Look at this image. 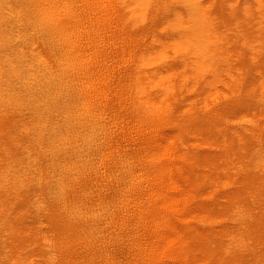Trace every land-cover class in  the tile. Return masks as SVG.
I'll return each instance as SVG.
<instances>
[{"label":"rangeland","instance_id":"obj_1","mask_svg":"<svg viewBox=\"0 0 264 264\" xmlns=\"http://www.w3.org/2000/svg\"><path fill=\"white\" fill-rule=\"evenodd\" d=\"M6 1L7 2H5V0H0V2H3V3H0V17L2 16L1 12L7 7L5 5H8V0ZM118 1L119 0H110L109 2L111 3V6L109 10H107L106 12L100 13V14L99 13L95 14L93 18L91 17V26H92L91 28L94 29V32L92 29L90 38H92L94 42H100L98 43L100 47H97L95 49L97 51V52L95 51V54L97 55L100 52L107 57L109 56L108 54H110V56L112 55L111 58L109 56L107 59L108 68L106 69V71H102L101 73V77H104V78L106 77V80H105L106 83L104 84L105 85L107 84V86L105 85L103 86L102 88L103 90L99 96H100V99L103 100V102L105 100L106 107L104 105H102V107L100 106L98 108L99 111H96V113L101 114L100 116L102 117V119L103 118L109 119L107 117L113 116L112 114H114V117L117 116L118 114H119L118 116L124 115L123 119L129 122L131 119H128L129 121L125 119L128 111L126 112L127 109L124 108V106L126 105L128 106L129 100L125 102L126 99L124 96L130 87L137 88L136 82L138 81L140 83L139 84L137 82L138 85L147 84L146 86L149 92H151L153 97L157 100V103H159V106L162 107L166 103L167 106L166 107L163 106L164 108L162 107L160 109L161 110L166 109L167 110L166 112L168 113L170 118H168L169 116H167L165 113L164 115L166 116L165 117L166 120L163 119L164 117L162 118L163 115L161 116L160 121H158V117H157L156 120L158 122H156V120L154 119L152 120L144 119L145 121L148 120L149 122L148 123L147 121L145 122L143 120V114H142V116H140L139 118L142 119L143 122L140 119L139 120L135 119L136 121L131 120L130 122L133 123L134 121L135 124L131 123V125L130 124L128 125H130L131 127L132 125H134V127L136 126L137 128L132 127V130H131V127L128 126L130 128V131H128L129 129L127 130V132L126 130L124 131L123 137L128 138L129 135H130L129 137H131L129 139L123 138V140H121L123 151L125 153L124 158H127L126 152L127 154L129 153L128 157L130 158L129 159L123 158L122 160L123 164L121 163V167H116L114 164L112 165V163H109V161L107 160L104 162L105 164L103 165L102 163L96 162L94 165L88 166L87 163H82V162H86L85 160L82 161L78 159V162H77L75 161L77 160L76 158L72 157L73 159H71V157H67L66 159L67 163L69 164L70 163L72 164L73 162H76V163H74L72 167L70 164L71 168H66L68 169L69 177L64 176L65 179L63 178V181H62L58 177V174L54 173L51 165L47 166L46 164H43L44 167L41 168L43 165H37L35 161L31 163V162L26 161L27 159H25L23 162L22 158H19L21 156L19 155L21 151L18 150L19 148L16 147L15 144H14L15 146H13V142L10 141L9 136L7 135L9 132H11L12 134L11 137L17 136L18 137L17 139H20L22 145L26 147L25 151L30 149L31 145L34 144L32 134L34 133L35 135L39 136V129H41V126H39V123H35L37 120L35 119L34 116L31 115V111L28 112V110H23V109H22L23 111L22 110H20V112L18 111L17 113L18 117L19 116L21 117L23 114V120L20 122L18 121L20 120V117L19 119H17L18 117L14 114V111L11 112L9 109L7 110L5 106L0 107V110H1L0 111V123H2V125L0 124L1 125L0 126V149H1L0 150V165H2L0 167V192H1L0 193V227L2 226L0 228V264H8L10 257L13 255V252L15 250H19L21 252L23 260L25 261L35 260V258L38 259V256L40 254V248H44L45 244L49 243L47 242V240H50L51 236L57 239H60L61 237H65L66 240H69V241L74 240L75 243L79 245L85 244V241L88 240L87 238H90V237L93 238L95 231L98 230L97 223L99 222V219L100 221H104L103 215L106 214L107 210L109 209L108 207H112V205L114 206L115 203L116 204L118 203V200L116 197L119 196V193L121 191L117 189L118 182L120 180L119 176H121V172L128 171V173L124 172V180H123V181L126 180L125 183L128 182L126 183L128 184L127 187H129V185L133 184L134 182H140L141 181L140 177H143L146 173L148 174L150 173L147 171L154 170V172H156L158 170L159 172V168H157V166H159L158 159L160 158V155L158 154L160 152L163 153L164 151L166 152V155L167 154L169 155L170 153L171 155V156L169 155L170 157H174V156L178 157V158L174 157L175 158L174 161L177 160L176 161L177 163L174 162V166H177L179 162L181 165L179 164L178 165L179 167L177 166L179 170L176 168L177 171H174L173 173H171L172 178L170 179V181H168V183L170 182L171 183L168 184L165 181L166 186L164 183L163 185L166 188L167 185L175 184V186L174 185L173 186L175 187L176 192L174 189V191L172 190L174 193L173 192L172 193L174 194L176 198L179 197L182 200V201L181 200L179 201L180 204H178V212H180L183 206H184L183 208H185L186 206L185 200H188L186 202L187 206L191 205L192 208L187 207L189 212H187L188 214L186 213L187 215L185 216L189 220L185 217L187 219L186 221L187 224L186 222L183 224V221H182L183 219H181L183 216L179 215L180 219L178 218V216H176V219H179L180 222H178L179 220H173V225L175 226V228L174 227L169 228V227H166V225H168L169 223L166 224V223H163L162 221L159 222L157 217H155L156 215L153 216V214L157 213V210L155 211V208H153L154 210H152V207L154 206H152L153 203H151V201L149 200V197L150 199L152 198L151 197L152 193L150 192H152V190L154 189L155 191L156 189L161 190L164 187L160 188L161 187L160 186L158 188L156 184L158 183L159 185H162V184L160 182L157 183L156 181H154L156 178L155 174L152 173L154 176L152 174L151 175L149 174L151 177L148 174H146L149 177L148 176H144V177L145 178L147 177L148 179L151 178L154 181V186L156 185L157 187L155 186L156 188L154 187L152 189L151 186L153 185V181L149 179V181H151L150 182L152 184L151 185L149 184V181L147 178H146L147 180L144 177H143L144 179L141 178L143 179V181H146V184H148V186L151 185L149 188L148 186L143 184L145 186V189L143 188L144 186L142 188L144 189L145 192L142 191L143 193L141 196L142 197L144 196V199H141L142 197L139 198L143 201V202L141 201L142 203L140 202L142 206L141 209L144 207L145 210L143 212L147 210L146 211L147 213L146 212L145 214L141 213L140 214L141 216L137 220L130 221V223H128L129 225L127 224L125 228L124 237L126 238L125 241L127 244V249H126V254L124 255V257L127 259L125 260L126 264H136V262L138 261L134 259L132 260L133 252L134 250L136 251L135 248H139L141 251L145 253V254L142 253L138 249L139 252L142 253V254L140 253V260H143L142 262L143 264H147V263L148 264H154V263L160 264V262H158L160 258L156 257L155 254L157 252L158 254H160L159 252L160 249L158 247L160 244L158 243H161V242L167 243L166 239H169L168 241L171 244H174L176 240H179L181 242V245L187 244V246L184 245L185 248H182V249H181L182 246L181 247L179 246L180 245L179 241H177L176 244H174V245L179 244L178 248L180 247V250L184 249L183 250L184 254L188 256L187 261H185L183 264H244L245 262H246L245 264H264V203H261V202H264V160H262L264 159V145H262V143H264V96H262L264 95V72H262L264 71V52H262L264 51V44H261V43H264V38H262L264 37V34H262V31H259V29L264 28V23H261V21H264V19L261 18V15H264L262 14V12H264V0H258V1L256 0L258 4L256 1L253 2L251 0H237L236 3H235L236 0H219V1L215 0L216 2L214 0H197V1L196 0H180V2L178 0H141V1L140 0H122L121 3L120 1L119 2ZM195 1L197 3L199 1L200 2L197 4ZM211 1L213 5H211L212 4ZM194 3L197 4V5L195 4L196 6H199V9L198 7L193 5ZM215 3L217 4L220 3V4L218 6ZM254 3H256V5ZM259 3H260V6H259ZM189 4H190V7H189ZM234 5H237L238 7ZM253 5L257 7L256 9L259 11V13L261 12V14H258V15L256 14L257 11H254L256 9L253 10ZM191 7L192 8L194 7V8L192 9ZM195 7L198 9V12L205 11L204 15H203V12L202 13L199 12L200 14L203 15V17L202 15L200 16V14L197 12ZM235 7L236 8L240 7V9L235 10ZM176 8H177V11H176ZM206 8H208L209 11ZM221 9L223 13L225 12L224 17H221L223 16ZM210 10H212V12H210ZM191 11L194 12L196 16L199 14L198 17L200 16L201 18H198V17L194 18L195 15H192ZM234 12L238 13V15L237 16L234 15ZM189 14L192 15L193 18ZM206 14L212 15V16H209L212 18L210 19L208 15L205 16ZM259 15L260 17H257ZM189 16L191 18H189ZM204 17H207V18H204ZM230 17H231V20L229 19ZM258 18H261L262 20L261 19L258 20ZM190 19H192V22L194 20V23L197 24L195 25L194 23H192V25L194 24L195 27L191 25ZM204 19L206 20V23ZM97 24H100L99 28H101V31L96 29V27H98ZM186 24H189L191 26L187 25L186 27ZM201 24L204 26H201ZM234 24L235 25L237 24V26H234ZM239 24L243 25V26H240L241 28L242 27L246 28V29L245 28L243 29L245 33L240 30L241 28L239 27ZM181 25H182V28H181ZM230 26H232L233 28ZM237 27H239L240 29ZM177 28H180V30L179 29L177 30ZM202 28H204V30ZM232 29H234V31L236 30L239 32V35L236 34L238 32H235L237 37H234L235 34L233 33L234 31L232 32ZM188 30H193L194 32L188 31ZM95 31H96V34H95ZM258 31L260 32L262 36L257 33ZM151 32H154V33H151ZM195 33L196 34L198 33L197 34L198 37ZM199 33L200 34L202 33L205 36L200 35L199 37ZM232 33H233V37L237 40V41L233 40L232 43L234 42L233 45L235 47H238L239 50H241L239 51L241 55L238 52V49L235 48L230 42L232 39H234L232 37ZM257 36H258V39L260 38L261 40H258ZM238 37H241L242 40L240 38L238 40L237 39ZM26 39L25 37H23V39H21L22 41H20L21 43L18 44V47L15 50V53H13L15 54L14 60L12 57H7L8 55L6 54L5 56H3L4 59L0 60V76L7 77L6 81L8 80V78H12L17 83L23 84L24 79H26L27 76H29V73L33 71L34 69V67H32L33 61L40 54L41 48L39 47V45L35 44V42L29 40V38L28 40ZM254 39L257 40V42H254L255 41ZM205 41L206 42L208 41V42L203 44V42ZM240 41H243V42H240ZM227 43L229 46L227 45ZM229 43L231 44V46ZM242 43L245 46L242 45ZM163 44H164V48H163ZM160 45H162V47ZM224 46L225 48L228 47V49H230L232 46L233 48L227 52L226 50L228 49L221 50L224 48ZM206 47L208 48L206 49ZM160 49L164 50L162 51L164 53L163 58L159 56L160 54L159 52H161ZM233 50H236L239 54L237 55V52H232L233 55H231V51ZM36 51L38 52L35 53ZM222 51L223 53H226V54L228 53L226 56H228L229 54L230 55L226 57L225 54H221ZM208 52H211V53L209 54ZM221 55H223L226 58H230V59L233 58L232 56H235V60L234 58L232 59V61H230V59L221 58L222 59L221 61L220 59ZM239 55L240 57L243 56V58L241 59ZM164 57L166 58V61ZM255 57L258 59H255ZM236 58L237 59L240 58L238 60H240L241 62L238 61ZM253 58L254 60L253 62H251L252 61L251 59ZM16 59H18L19 62H17ZM223 59H225V61ZM219 60L221 61L222 64H224L225 68L226 67L229 68L231 67L230 65H232L231 67L232 69L229 68L231 69V71L228 70L226 72L228 68L225 69L223 65H221ZM227 60H229L232 63L229 64L230 62ZM247 61H250V62H247ZM225 64H229V66H226ZM132 65L134 66V69L135 68L139 69L137 71H140L141 69L140 71L141 73L135 70L136 75L134 76H136V79H134L135 77L132 75V73L135 74V72L132 71L134 70ZM234 65L236 69L234 68ZM255 66H257V69ZM131 67L132 69H130ZM218 67H220V69ZM115 68H117L116 71H115ZM221 69L223 71H220ZM224 71H225V76L227 75L226 73H229L230 71L227 77L231 73L232 74L229 77L235 76L233 80L231 77L230 79L231 81H234V79L238 77L236 80L237 82L238 81L239 82L237 83L235 80L237 85L235 84V82H229L230 80H227L229 78L224 76ZM234 71L239 72V74ZM2 72H5L6 76L1 75ZM27 72L28 74H26ZM137 73L140 75H137ZM125 79L127 80L125 81ZM129 81H131V83ZM0 83H2V80L0 81ZM227 84L229 87L227 86ZM239 84H240V87H238ZM193 86H196V87H193ZM138 88H139L137 89L138 93H137V90L134 91L135 94H138L136 98L140 95L142 91V89L140 88H143V87L138 86ZM234 88H236L235 92H233L234 90L233 91L231 90ZM117 89L119 90V93ZM224 89H228L230 93H228V90L225 91ZM237 89H240V90H237ZM223 91H225L226 93ZM216 92L217 93L219 92V93L216 95L215 94ZM230 94L232 95V97ZM214 95H215V98L213 97ZM176 96L179 98H176ZM216 96L220 98V100L217 99ZM123 98H124V101H123ZM223 98H225V100ZM128 99L130 98L128 97ZM212 100H214V102H218L222 100L221 103L222 102L223 103L222 104L220 103L221 104L220 105L218 102V106H216L217 103L216 104L214 103L216 106L214 109ZM210 103H211V106L213 107L209 105ZM208 106L209 108H211L210 109L211 111L209 110ZM203 108H206V109L204 110ZM257 108H259L260 110ZM168 110L171 111V113ZM119 111L120 112L122 111L121 112L122 114ZM105 115H107V117ZM14 116H16V118ZM121 116L119 117L120 119L122 118ZM1 118H3V121ZM116 118L117 120H120L118 117ZM237 119L241 124H239V122H236ZM241 119H243L242 121L245 123V125L243 122L240 121ZM161 120L165 121L166 123H164ZM247 120L248 121L250 120L249 124ZM13 121H16V122H13ZM137 122L143 125L141 126ZM154 122L157 126H160L161 124H165V127L167 126L166 134L169 135V138L167 141L159 139V141L156 142L157 145L152 144L153 143L152 141H151V144H147V143H150L148 142L150 141L149 140L150 138L143 135L147 133L150 134V131L152 130L150 127L154 126ZM172 122H174V124ZM236 123L239 125H236ZM144 124L147 125L146 129L143 128L144 126L146 127V125ZM149 124L151 126H148ZM241 125H242V128H241ZM251 125H253L254 127ZM138 127L140 129V132L138 131L139 130ZM155 127L153 128L156 129ZM7 128L9 129V131ZM135 129L136 130L138 129L137 130L138 133L137 132L134 133L136 131ZM143 129L145 131H143ZM3 132H4V135H3ZM125 132L127 133V135ZM130 133H132V136ZM140 133L143 135L144 138L141 136ZM138 134L140 135V139L143 140V141L139 140V142H142L140 144L141 146H144L146 150L144 149V147L143 148L141 147L140 149L141 150L143 149L142 150L143 152L149 151L146 153H150L151 157L153 156V154L154 156L155 154L159 156L158 159H157L158 156L152 157V159L154 158L155 160H157L156 161L157 163L155 162V160H152L154 162L153 166H151V164L153 163L149 161L151 159H148L149 158L148 154L144 153L145 155H143V152L139 149L140 151L138 150V154L139 152H141L142 154L141 155L139 154V157H138V154L137 155L135 154L136 151L133 150L134 149L133 145L135 144L134 143L132 144V141L131 143H129V140L130 139L132 140L133 135H138ZM151 138L153 140H156L157 136L155 137L151 136ZM170 140L171 142L168 143V141ZM39 141H41V139ZM164 142H167L168 144ZM170 143H172L173 146H171ZM158 144L160 147H158ZM163 144H167L169 147L171 146L175 151V152L173 151L175 155L172 156V154H174L173 152H169L168 150L166 151L167 148L165 149L166 146L163 147L164 146ZM201 144L204 145V148H201L203 147ZM151 145H153L155 149ZM130 146L132 148H130ZM199 146L201 147L199 148ZM3 148H5L7 151L12 152V154L17 155L15 156L17 157L16 158L17 162L22 163L23 166L24 165L27 166V167L24 166L25 168L24 172L26 170L25 173L23 172V170H22L23 173L21 174L15 171L16 179L11 178L12 176L8 177L9 171H6L4 166L6 165V160L10 161V158L3 154L2 152ZM108 148L106 147V150L104 151L102 150V153L105 155L114 156L116 152L118 151V148H116L115 146H110ZM156 149L159 150L160 152L158 151L159 153L158 152L156 153L157 151ZM130 150H131V153L133 152L132 154H135L133 155L134 156L133 160H132V155L130 154ZM171 150L172 149H170V151ZM152 151L153 152L155 151V152L153 153ZM151 153L153 154L151 155ZM10 157H13V156H10ZM161 158H163L162 155H161ZM164 158H166V156ZM79 160L82 162H80ZM127 161L131 167L133 165L132 169L129 165L128 166L125 165ZM136 162H138L139 164ZM140 162L144 165L145 169L148 168L147 171L143 168H140L141 167ZM148 162H150L149 163L150 165L148 164ZM29 163L31 164L29 165ZM61 163H59V165L62 167ZM67 163L65 162V164ZM146 163H147V166H146ZM135 164L139 165L140 167L138 166L137 168V165L135 166ZM97 165L99 166V168L97 167ZM134 166L136 169L134 168ZM150 166L152 168H150ZM125 168L127 170H124ZM139 168H140V171L138 170ZM129 169H131V171ZM34 170L36 173L34 172ZM143 170H145V172ZM142 171L144 173L142 174L139 173ZM178 171L181 173L179 174ZM135 172H138V173H135ZM158 172H156V175H159ZM68 173L66 172V175ZM130 174H132L133 176ZM135 174L137 175L140 174L139 178L131 179L130 176L134 177ZM18 175L20 178L18 177L19 179L17 180ZM161 175L163 176L161 180L166 177L164 176L163 173ZM153 177L155 178L153 179ZM1 178L3 179V181H1ZM55 178L57 182L59 180L61 184H64L63 189L62 187L61 189L59 188L61 184H58L57 187H55L57 184V182L55 183L56 181L54 180ZM67 179H69L70 182H68L69 180ZM159 180L160 179L158 178V181ZM5 181L7 182L9 181L8 184H6L7 182ZM26 182H27V186L25 184ZM36 182L38 183L36 184ZM73 182L75 183L73 184ZM212 183H213V186H211ZM219 184L221 187L217 186ZM65 186H68V187L65 188ZM127 187H126V191L128 190ZM216 187L219 189L216 190ZM55 188H57V190ZM184 188L187 191H184L183 190ZM53 189L54 191L56 190L55 194L58 192L56 195L53 193ZM244 189L246 192L244 191ZM61 190L63 191L60 192ZM160 190H157V191L160 192ZM181 190L187 193V196H184V198L182 196L184 192L181 193ZM168 191L171 192V189L167 190V192ZM214 191H215V196L213 195ZM3 192H5L4 195H3ZM157 193H153L152 195L156 197V195H158ZM128 196H127V200L129 198ZM158 197L160 196L158 195L155 198L157 202H158V199H157ZM189 197L191 198L190 200H189ZM118 199H120V197H118ZM153 199L151 200L153 201ZM190 201L195 202V203L190 204L189 203ZM126 203L129 204L128 201H126ZM34 204H36L35 207H34ZM128 204H126V206ZM145 205L148 209L145 207ZM240 205H242L243 207ZM35 211L37 212V214ZM148 211L150 212L148 213ZM239 211H241V214ZM236 212L238 213L236 214ZM149 214L151 218L148 217ZM233 215L236 216V218L238 217L239 219L235 220L236 218H233ZM238 215L244 216V218ZM143 216L145 217L142 218ZM227 216L229 217L228 219H227ZM154 217H155V220L157 219L156 221H158V224H155L156 221L151 222L152 220H154ZM202 218H205L206 220H203ZM230 219L233 221L231 222ZM243 219H246V220H243ZM139 220L141 222H139ZM241 220L242 222L240 223L239 221ZM205 221L209 226L205 223ZM211 221L212 223L210 224ZM244 221L246 224L244 223ZM215 222L218 225V228ZM151 223L155 225H151ZM185 224L189 225V227L185 226ZM152 226H155V227H152ZM140 227H142L144 230H145V227H147L146 229L148 230H145V231H148V233L144 232L143 229ZM17 228L21 230V232ZM150 228L153 229L152 234L155 233L153 236L150 232L151 231ZM23 231H25L26 234H23ZM164 231H165V234H164ZM30 232H32L33 234ZM149 232L152 236V237L149 236L150 240H153V242L148 240ZM166 232H168L167 237H165L167 234ZM138 233L140 234V236L142 234L144 236H141L142 238L140 239L139 238L140 236ZM161 233H163V235ZM237 233L239 234V236ZM197 234H199L200 236ZM217 235H219L220 237ZM240 235L243 237H241ZM234 236L240 237L237 239L242 240V242L240 243V241L238 240L236 241L235 240L236 238ZM232 237L235 238L234 239L236 241L235 243H234V240L232 241L233 239ZM143 238H146V240ZM163 238H165V242L162 241ZM176 238H179V239H176ZM129 240H131V242ZM13 241L15 242V244H13L14 243ZM148 241L150 243H148ZM172 241L174 242L172 243ZM230 241H232V243ZM132 242L134 244H132ZM228 243L230 244L228 245ZM152 245H154L155 247ZM230 245L232 246L234 245V246L230 247ZM156 246H157V249L159 250L156 249ZM238 248L239 249L241 248L243 253L241 249L237 250ZM155 249L157 250L156 252H155ZM144 250L147 252L150 251V253L149 252L146 253ZM131 251L133 252L131 253ZM7 252H9V254ZM150 254H153L154 257L158 259V261L155 260L153 255H150ZM140 260H139V263L142 264ZM139 263L137 262V264ZM177 264H180V263H177Z\"/></svg>","mask_w":264,"mask_h":264},{"label":"bare ground","instance_id":"obj_2","mask_svg":"<svg viewBox=\"0 0 264 264\" xmlns=\"http://www.w3.org/2000/svg\"><path fill=\"white\" fill-rule=\"evenodd\" d=\"M110 0H8V5H5L7 6L2 12V16L0 17V60L1 59H4L3 56L8 55L7 57H12L13 60H14V57H15V50L17 49L18 47V44L21 43L20 41H22L21 39H23V37H25V39L28 37L29 40L35 42V44L39 45V47L41 48V51H40V54L37 56V58L33 61V66L34 69L33 71H31L29 73V76H27L26 79H24V82L23 84L21 83H17L16 81H14L12 78H8V80L6 81V78L7 77H2L0 76V81L2 80V83H0V107H3L5 106L7 108V110L9 109L11 112L14 111V114L18 117V111L20 112V110H28L31 111V115L35 117V119L37 120L35 123H39V126H41V129H39V136L35 135L34 133L32 134V137H33V141H34V144L31 145V148L28 149L27 151L26 150V147L24 145H22L20 139H17L18 137L17 136H12L11 132H7L8 136H9V139L11 142H13V146L16 145V147H18L19 151H21L19 153V155H21L19 158H22L23 162L25 159H27L26 161L28 162H36L37 165H43V164H46L47 166H52V169L54 171V173L58 174V177L63 181V178L64 176H67L69 177V173H68V169L66 168H71L72 165L76 162H73L71 164V167H70V164L67 163L66 159L67 157H71V159H73L72 157L76 158L78 162V159L80 160H85L86 162H82V163H87L88 166H91V165H94L96 162L97 163H102L105 164L104 162L107 160L109 161V163H112V165L114 164L116 167H121V163H122V160L124 158V151H123V147H122V144H121V140H123V138H127V137H123V134H124V131L127 130L130 131V128L128 126L131 125L132 122H130L131 120H139L140 116H142L143 114V120L144 119H154L156 120L157 117H158V121H160V118L162 116V118L164 120H166V116L164 115L166 113L167 116L168 113L166 112L167 110L166 109H160L162 108L163 106H167L166 103L161 107L159 106V103H157V100L153 97V95L151 94V92H149L148 88H147V84H143V85H138L137 84V79L136 81V85H137V88L136 87H130L128 89V91L126 92L125 94V102L127 100H129V104L128 106H124L127 112V116L125 119H131L129 122H127L126 120L123 119V116H121L122 120L119 118L120 116H115L114 117V114H112L113 116H109L107 117V115H105L107 118L109 119H102V117L100 116L101 114H97L96 111H99L98 108L102 105L105 106V100L103 102V100L100 99V93L102 92V88L103 86L105 85L104 83L105 80H106V77H101V73L102 71H106V69L108 68V64H107V59L108 57L110 56V54H108L109 56H105L104 54L100 53L99 54H95V49L97 47H100V45L98 43L100 42H94L92 38H90V34H91V30L93 28H91V17L93 18L95 16V14H100V13H103V12H106L107 10H109L110 6H111V3L109 2ZM120 3L122 0H119ZM118 1V2H119ZM141 1V0H140ZM180 2V0H178ZM197 1V0H196ZM195 1V2H196ZM215 1V0H214ZM219 1V0H218ZM217 1V2H218ZM251 1H256V0H251ZM258 1V0H257ZM256 1V2H257ZM5 2H7L5 0ZM200 2V1H199ZM198 2V3H199ZM216 2V1H215ZM237 2V0L235 1V3ZM252 2V3H253ZM0 3H3V2H0ZM149 3V2H148ZM197 3V2H196ZM194 3L193 5L196 6L197 4ZM212 3V1H211ZM6 4V3H5ZM152 4V3H151ZM196 4V5H195ZM217 4V3H215ZM220 4V3H219ZM219 4H217L219 6ZM256 5V3H254ZM258 4V2H257ZM213 5V3L211 4ZM255 5H253V10L256 9L257 7H255ZM151 6V5H150ZM192 6V5H191ZM234 6H237V5H234ZM258 6V5H257ZM259 6H260V3H259ZM4 7V6H3ZM189 7H190V4H189ZM198 7L199 9V6H196ZM195 7V8H196ZM212 7V6H210ZM238 7V6H237ZM255 7V8H254ZM192 8V7H191ZM194 8V7H193ZM192 8V9H193ZM215 8V6H214ZM221 8V7H220ZM169 9V8H168ZM172 9V8H171ZM198 9L196 8L197 12H198ZM208 10V8H206ZM212 9V8H210ZM236 9H240L239 8H236L235 7V10ZM148 10V9H147ZM173 10V9H172ZM214 10V9H213ZM225 10V9H224ZM260 10V9H259ZM176 11H177V8H176ZM190 11V10H189ZM194 11V10H193ZM209 11V10H208ZM222 11V9H221ZM254 11H257L256 14H261V12L259 13V11L256 9ZM261 11V10H260ZM188 12V11H187ZM199 12H203V15L205 14L204 12L205 11H199ZM198 12V13H199ZM210 12H212V10H210ZM238 12V11H236ZM109 13V12H108ZM190 13V12H189ZM196 13V12H195ZM197 13V14H198ZM223 13V11H222ZM221 13V15H222ZM225 13V12H224ZM224 13H223V16L221 17H224ZM106 14V13H105ZM141 14V13H140ZM157 14V13H155ZM191 14L192 15H195V17H198V14L196 16V14H194V12L191 11ZM262 14H264V12H262ZM190 15V14H189ZM192 15H190L192 17ZM202 14H200L201 16ZM202 15V17H203ZM212 16V15H209V14H206L205 16ZM232 15V14H231ZM234 15H238V13H235L234 12ZM233 15V17H234ZM143 16V15H142ZM175 16V15H174ZM189 16V18H191ZM198 17V18H201V17ZM229 16V15H228ZM176 17V16H175ZM257 17H260L257 16ZM188 18V20H189ZM193 18V17H192ZM204 18H207V17H204ZM210 19L212 17H209ZM208 18V19H209ZM261 18L264 19V15H261ZM261 18H258L261 19ZM106 19V17H105ZM161 19V18H160ZM226 19V18H225ZM231 20V17L229 18ZM261 19V20H262ZM134 20V19H133ZM154 20V19H153ZM172 20V19H171ZM175 20V19H174ZM197 20V19H196ZM195 20V21H196ZM205 20V19H204ZM222 20V18H221ZM234 20V19H232ZM101 21V20H100ZM103 21V20H102ZM164 21V20H163ZM173 21V20H172ZM191 21V25L192 23H194V20L192 22V19H190ZM200 21V20H199ZM7 22V23H5ZM126 22V21H125ZM176 22V21H175ZM174 22V23H175ZM189 22V21H187ZM208 22V21H207ZM210 22V21H209ZM236 22V21H234ZM243 22V21H242ZM100 23V22H99ZM102 23V22H101ZM147 23V22H146ZM200 23V22H199ZM204 23V22H203ZM202 23V24H203ZM205 23H206V20H205ZM221 23V22H220ZM261 23H264V21H261ZM124 24V23H123ZM141 24V23H139ZM162 24V23H161ZM179 24V23H178ZM177 24V25H178ZM195 24V23H194ZM194 24L192 26H194ZM201 26H204L202 25ZM238 24V23H237ZM237 24L234 26H237ZM241 24V23H240ZM239 24V27L240 26H243V25H240ZM258 24V23H257ZM256 24V25H257ZM98 27H96L97 30L101 31V28H99V25L100 24H97ZM106 25V24H105ZM104 25V26H105ZM167 25V24H166ZM180 25V24H179ZM187 25L189 24H186V27ZM189 25V26H191ZM197 25V24H195ZM200 25V24H198ZM206 25V24H205ZM209 25V24H208ZM211 25V24H210ZM111 27V25H110ZM164 27V26H163ZM171 27V26H170ZM178 27V26H177ZM195 27V26H194ZM200 27V26H199ZM198 27V28H199ZM232 27V26H230ZM237 27V28H239ZM99 28V29H98ZM124 28V27H123ZM176 28V27H175ZM181 28H182V25H181ZM205 28V27H204ZM204 28H202L204 30ZM233 28V27H232ZM241 28V27H240ZM239 28V29H240ZM245 28V27H244ZM243 27L240 29L241 31L244 32V29ZM261 28V26H260ZM95 29V30H96ZM152 29V28H150ZM180 30V28H177V30ZM201 29V28H200ZM246 29V28H245ZM264 29V28H262ZM262 29H259V31H262V34H264V30ZM202 30V31H203ZM152 31V30H151ZM188 31H193V30H188ZM187 31V32H188ZM234 31V29H232V32ZM240 31V32H241ZM257 32L259 35L260 32ZM93 32H94V29H93ZM175 32V31H173ZM194 32V31H193ZM197 32V31H196ZM235 32H238V31H234L233 33L235 34ZM151 33H154V32H151ZM191 33V32H190ZM233 33H232V37H233ZM245 33V32H244ZM95 34H96V31H95ZM124 34V33H123ZM127 34V33H126ZM178 34V33H177ZM176 34V35H177ZM196 34V33H195ZM198 34V33H197ZM196 34V35H197ZM237 35H239V32L236 33ZM235 34V35H236ZM144 35V34H143ZM188 35V34H186ZM192 35V34H191ZM190 35V36H191ZM195 35V36H196ZM200 35L202 36L203 34L199 33V37ZM234 37H237V35ZM241 35V34H240ZM244 35V34H243ZM257 35V34H256ZM27 36V37H26ZM157 36V35H156ZM163 36V35H162ZM184 36V35H183ZM205 36V35H203ZM262 36V35H261ZM176 37V36H175ZM186 37V36H185ZM192 37V36H191ZM194 37V36H193ZM198 37V35H197ZM231 37V38H232ZM233 37V38H234ZM260 37V36H259ZM28 38L26 40H28ZM122 38V37H121ZM159 38V36H158ZM204 38V37H203ZM227 38V37H226ZM239 38L242 40L241 37H238L237 39L239 40ZM247 38V37H245ZM264 38V37H262ZM150 39V38H149ZM165 39V38H164ZM198 39V38H197ZM201 39V38H200ZM256 39V37H255ZM254 39V40H255ZM257 39H258V36H257ZM226 40V39H225ZM233 40H236L235 38L232 39L230 42L231 44L233 45L232 41ZM253 40V41H254ZM258 40H261L260 38ZM193 41V40H192ZM197 41V40H196ZM201 41V40H200ZM214 41V40H213ZM237 41V40H236ZM198 42V41H197ZM208 42V41H207ZM206 41L203 42L204 43H207ZM239 42V41H238ZM237 42V43H238ZM240 42H243V41H240ZM254 42H257V40H255ZM32 43V42H31ZM110 43V42H109ZM120 43V42H119ZM196 43V42H195ZM236 43V42H235ZM246 43V42H245ZM198 44V43H197ZM230 44V43H229ZM230 44V46H231ZM239 44V43H238ZM241 44V43H240ZM261 44H264V43H261ZM111 45V44H110ZM228 45V43H227ZM242 45H244L242 43ZM162 47V45H160ZM159 46V48H160ZM208 46V45H206ZM229 46V45H228ZM234 46V45H233ZM233 46L228 49V47L221 49V50H224V49H228L226 50L227 52L230 51ZM245 46V45H244ZM235 47V46H234ZM158 48V49H159ZM163 48H164V44H163ZM208 47H206L207 49ZM238 49V52L241 51L239 50L238 47H235ZM119 49V48H118ZM121 49V48H120ZM156 49V50H158ZM236 49V50H237ZM161 50V49H160ZM212 50V49H211ZM236 50H233L231 51V55H233L232 52H237ZM120 51V50H119ZM164 51V50H161V52ZM38 51H36L35 53H37ZM97 52V51H96ZM110 52V51H109ZM115 52V51H113ZM121 52V51H120ZM159 52V51H158ZM161 52H159L160 54H162ZM207 52V51H206ZM237 52V55L240 53ZM258 52V50H257ZM264 52V51H262ZM260 52V53H262ZM105 53V52H104ZM111 53V52H110ZM209 54L211 52H208ZM107 54V53H106ZM158 54V53H157ZM162 58H163V55H160ZM179 54V53H178ZM207 54V53H205ZM221 54H225V56L228 54L226 53H222ZM235 54V53H234ZM254 54V53H253ZM141 55V54H140ZM230 55V54H229ZM228 55V56H229ZM241 55V53H240ZM239 55V57H240ZM35 56V55H34ZM112 56V55H111ZM110 56V58H111ZM115 56V54H114ZM169 56V55H168ZM190 56V55H189ZM223 55L220 56V59L221 58H226V57H222ZM256 56V55H255ZM141 57V56H140ZM208 57V55H207ZM211 57V56H209ZM235 60V56H232ZM231 57V58H232ZM259 57V56H258ZM11 58V59H12ZM33 58V57H32ZM116 58V57H115ZM119 58V57H118ZM128 58V57H127ZM168 58V57H167ZM232 58V59H233ZM241 59L243 58L240 57ZM238 58V59H240ZM252 58V56H251ZM165 61H166V58L164 57ZM214 59V58H213ZM226 59H230V58H226ZM232 59H230V61H232ZM237 59V58H236ZM237 59V60H238ZM255 59H258L255 57ZM261 59V58H260ZM111 60V59H110ZM114 60V59H113ZM225 61V59H223ZM236 60V61H237ZM250 60V58H249ZM253 62L254 58L251 59ZM17 62L18 59H16ZM122 61V60H121ZM120 61V62H121ZM126 61V60H125ZM162 61V60H160ZM159 61V62H160ZM220 61V60H219ZM222 61V59H221ZM220 61V63H221ZM229 61V60H227ZM226 61V62H227ZM229 61V62H230ZM240 61V60H238ZM237 61V62H238ZM260 61V60H259ZM258 61V62H259ZM128 62V61H127ZM139 62V61H137ZM156 62V61H154ZM153 62V63H154ZM241 62V61H240ZM247 62H250V61H247ZM257 62V63H258ZM261 62V61H260ZM4 63V62H3ZM126 63V62H125ZM161 63V62H160ZM224 63V62H223ZM232 62H230L229 64H231ZM235 63V61H234ZM118 64V63H117ZM128 64V63H127ZM134 64V63H133ZM158 64V63H157ZM167 64V62H166ZM229 64H225L226 66H229ZM238 64V63H237ZM236 64V66H237ZM2 65V64H1ZM30 65V64H29ZM221 65H223V67L225 68L224 64L221 63ZM249 65V64H248ZM257 65V64H256ZM133 66V65H132ZM155 66V64H154ZM152 66V67H154ZM164 66V65H163ZM232 67V65H230ZM252 66V64H251ZM31 67V68H32ZM111 67V66H110ZM222 67V69H223ZM229 67V68H231ZM256 69H257V66H255ZM128 68V67H127ZM156 68V67H155ZM220 69V67H218ZM228 67H226L225 69H227ZM227 69L226 72L228 70L231 71V69ZM234 68L236 69L235 65H234ZM262 68V67H261ZM24 69V68H23ZM117 68H115V71H116ZM132 69V67L130 68ZM133 69H134V66H133ZM158 69V68H157ZM163 69V68H162ZM220 70V71H223V70ZM109 70V69H108ZM135 70H139V69H134L132 71L135 72ZM161 70V69H160ZM234 70V69H233ZM251 70V69H250ZM2 71V70H1ZM141 71V69H140ZM140 71H137V72H140ZM229 71V73H230ZM241 71V70H240ZM247 71V70H246ZM234 72H237V71H234ZM250 72V71H249ZM248 72V73H249ZM264 72V71H262ZM141 73V72H140ZM223 73V72H222ZM229 73H226L227 75ZM239 74V72H237ZM236 73V74H237ZM21 74V73H20ZM28 74V72L26 73ZM112 74V73H111ZM232 74V73H231ZM230 74V75H231ZM251 74V73H250ZM1 75H5L6 76V73L5 72H2ZM23 75V74H22ZM132 75H136V72L135 74L132 73ZM137 75H140L137 73ZM207 75V74H206ZM227 75L225 76V71H224V76L227 77ZM229 75V76H230ZM235 75V74H234ZM118 76V75H117ZM221 76V75H220ZM223 76V77H224ZM227 77L229 79L227 80H230L231 77ZM239 76V75H238ZM254 76V75H253ZM108 77V76H107ZM115 77V76H114ZM136 79V76H134ZM139 77V76H138ZM206 77V76H205ZM235 76L232 77V80ZM245 77V75H244ZM169 78V77H168ZM173 78V77H172ZM238 77H236L234 79V81H229V82H235V80L237 79ZM110 79V78H109ZM243 79V78H242ZM240 79V80H242ZM20 80V79H19ZM121 80V79H120ZM127 79H125L126 81ZM132 80V79H131ZM168 80V79H167ZM244 80V79H243ZM21 81V80H20ZM250 81V80H249ZM108 82V81H107ZM131 83V81H129ZM172 82V81H171ZM170 82V83H171ZM221 82V81H220ZM219 82V83H220ZM237 82V80H236ZM235 82V84H236ZM239 82V81H238ZM237 82V83H238ZM244 82V81H243ZM135 83V82H134ZM139 83V82H138ZM165 83V82H164ZM168 83V82H167ZM245 83V82H244ZM133 84V83H132ZM140 84V83H139ZM163 84V83H162ZM200 84V83H199ZM230 84V83H229ZM233 84V83H232ZM234 84V85H235ZM134 85V84H133ZM132 85V86H133ZM222 85V83H221ZM237 85V84H236ZM107 86V84L105 85ZM139 87H143V88H140L142 89L140 95L136 98V96L138 94H135L134 91H136ZM156 86V85H155ZM172 86V85H171ZM228 86V84H227ZM225 86V87H227ZM158 87V86H157ZM156 87V88H157ZM193 87H196V86H193ZM224 87V88H225ZM229 87V86H228ZM240 87V84L239 86ZM236 87V88H238ZM233 88V87H232ZM231 89L233 92H235V89ZM113 89V88H112ZM183 89V88H182ZM194 89V88H193ZM170 90V88H169ZM176 90V88H175ZM225 91L228 90V89H224ZM237 90H240V89H237ZM107 91V90H106ZM118 93H119V90L117 89ZM168 91V90H167ZM223 91V92H225ZM105 92V91H103ZM220 92V91H219ZM218 92V93H219ZM240 92V91H238ZM137 93H138V90H137ZM217 92L215 93L216 95L218 94ZM221 93V92H220ZM226 93V92H225ZM228 93L229 90H228ZM110 94V93H109ZM224 95V93H223ZM231 95V94H230ZM239 95V93H238ZM241 95V94H240ZM258 95V94H257ZM260 95V94H259ZM105 96V95H104ZM135 96V97H134ZM174 96V95H173ZM179 96V95H177ZM176 98H179L177 97ZM184 96V95H183ZM264 96V95H262ZM128 97L130 99H128ZM166 97V95H165ZM215 98V95L213 96ZM217 97V96H216ZM226 97V96H224ZM232 97V95H231ZM239 97V96H238ZM246 97V96H245ZM257 97V96H256ZM136 98V99H135ZM222 98V97H221ZM247 98V97H246ZM261 98V97H259ZM258 98V99H259ZM135 99V100H134ZM209 99V98H208ZM213 99V98H211ZM217 99L220 100V98L217 97ZM225 100V98H223ZM222 99V100H223ZM233 99V98H232ZM235 99V98H234ZM248 99V98H247ZM252 99V98H251ZM255 99V98H254ZM171 100V99H170ZM221 100V101H222ZM250 100V98H249ZM123 101H124V98H123ZM172 101V100H171ZM209 101V100H208ZM213 101V106H211V103L209 104L211 107H213L215 109L216 106H218V102L219 104L221 103V101H218V102H214ZM118 102V101H117ZM165 102V101H164ZM175 102V100H174ZM262 102V101H261ZM102 103V104H101ZM108 103V102H107ZM116 103V102H115ZM170 103V101H169ZM216 106H215V104ZM223 103V102H222ZM221 103V104H222ZM163 104V102H162ZM174 104V103H173ZM220 104V105H221ZM225 104V103H224ZM125 105V104H124ZM161 105V104H160ZM181 105V104H180ZM172 106V105H171ZM224 106V105H223ZM222 106V107H223ZM106 107V106H105ZM176 107V106H175ZM180 107V106H179ZM164 108V107H163ZM173 108V107H172ZM178 108V107H177ZM199 108V107H198ZM202 108V107H201ZM207 108V107H206ZM206 108H203L204 110ZM209 108V106H208ZM207 108V109H208ZM251 108V107H250ZM101 109V108H100ZM103 109V108H102ZM211 108H209L210 110ZM218 109V108H217ZM223 109V108H222ZM256 109V107H255ZM259 109V108H257ZM22 110V111H23ZM165 110V111H164ZM171 110V109H170ZM208 110V111H209ZM219 110V109H218ZM260 110V109H259ZM1 111V110H0ZM102 111V110H100ZM104 111V110H103ZM169 111V110H168ZM211 111V110H210ZM224 111V110H223ZM226 111V110H225ZM120 112V111H119ZM122 112V111H121ZM120 112V113H121ZM171 113V111H169ZM186 112V111H185ZM188 112V111H187ZM228 112V111H227ZM130 113V114H128ZM205 113V112H204ZM224 113V112H223ZM13 114V115H14ZM116 114V113H115ZM122 114V113H121ZM216 114V113H215ZM104 115V113H103ZM175 115V113H174ZM188 115V114H187ZM224 115V114H223ZM240 115V114H239ZM5 116V115H4ZM16 116H14L16 118ZM160 116V117H159ZM173 116V115H172ZM13 117V119H14ZM20 117V116H19ZM19 117L17 119H19ZM118 117L120 120H117ZM186 117V116H185ZM170 118V116L168 117ZM2 121H3V118H1ZM136 119V120H135ZM240 119V118H239ZM16 120V119H15ZM23 120V114L22 116L20 117V120L18 121H22ZM142 121V119H140ZM148 120H146L148 122ZM150 120V121H151ZM173 120V119H172ZM236 120V119H235ZM234 120V121H235ZM243 119H241L240 121H242ZM133 121L132 124H135V122ZM145 121V120H144ZM145 121V122H146ZM156 120V122H158ZM163 121V120H161ZM169 121V120H168ZM250 121V120H249ZM249 121L247 120L248 124H249ZM11 122V120H10ZM13 122H16V121H13ZM140 122V121H139ZM143 122V121H142ZM164 123H166L165 121H163ZM170 122V121H169ZM236 122H239L238 119ZM9 123V122H8ZM138 123V122H137ZM149 123V122H148ZM152 123V122H151ZM174 124V122H172ZM244 123V122H243ZM242 123V124H243ZM2 125V123H0ZM10 124V123H9ZM8 124V125H9ZM32 124V123H31ZM130 124V125H128ZM139 125H141V123H138ZM137 124V126H138ZM153 124V123H152ZM160 124V123H159ZM170 124V123H169ZM232 124V123H231ZM239 124H241L239 122ZM236 123V125H239ZM257 124V123H256ZM0 125V126H1ZM143 125V124H142ZM141 125V126H142ZM146 125V124H144ZM162 125V127H161ZM160 126H157L154 122V126L156 129H154L153 127H150L152 130L150 131V134H143L147 137H149L150 143H146L147 144H151V141L153 142L152 144H156L157 141L160 140H164V141H167L168 138H169V135L166 134L167 130H166V127H165V124H161ZM164 125V127H163ZM233 125V124H232ZM245 125V123H244ZM254 125V124H253ZM251 125V126H253ZM7 126V125H6ZM12 126V125H11ZM28 126V125H27ZM148 126H151L150 124ZM250 126V125H248ZM13 127V126H12ZM128 127V128H127ZM131 127V126H130ZM132 127H134V125H132ZM132 127H131V130H132ZM254 127V126H253ZM252 127V128H253ZM11 128V127H10ZM127 128V129H126ZM134 128H137L136 126ZM142 128V127H141ZM143 128H147V125L146 127L144 126ZM149 128V127H148ZM236 128V127H235ZM240 128V127H239ZM241 128H242V125H241ZM251 128V127H250ZM8 129V128H7ZM139 129V127H138ZM137 129V130H138ZM168 129V128H167ZM262 129V128H261ZM136 130V129H135ZM134 130V131H135ZM133 131L134 133H138V131L140 132V129L138 131ZM188 130V129H187ZM201 130V129H200ZM225 130V128H224ZM252 130V129H251ZM6 131V130H5ZM9 131V129H8ZM143 131H145L143 129ZM148 131V130H147ZM125 132V133H126ZM153 132V133H151ZM259 132V131H258ZM257 132V133H258ZM26 133V132H25ZM29 133V132H28ZM256 133V134H257ZM129 134V133H128ZM131 136H132V133H130ZM141 134V133H140ZM3 135H4V132H3ZM127 135V133H126ZM125 135V136H126ZM143 135L141 134V136L143 137ZM261 135V134H260ZM130 136V135H129ZM131 138V137H129ZM152 137H155L157 136V139L156 140H153ZM219 136V135H217ZM30 137V136H29ZM141 137V138H142ZM222 137V135H221ZM144 138V137H143ZM142 138V139H143ZM260 138V136H259ZM258 138V139H259ZM41 139V141H39ZM147 139V138H146ZM201 139V138H200ZM257 139V141H258ZM126 140V139H125ZM140 141H143L140 139V135H133L132 137V140L130 139L129 140V143H131L132 141V144L134 143L135 145H133L134 147V151H136V155L138 154V150L144 146H141L140 143L142 142H139ZM232 140V139H231ZM260 140V139H259ZM25 141V140H24ZM114 141V142H113ZM145 141V140H144ZM155 142V143H154ZM171 142L168 141V143ZM232 142V141H231ZM159 143V142H158ZM164 143H167V142H164ZM167 143V144H168ZM261 143V142H260ZM15 144V145H14ZM146 144V145H147ZM162 144V143H160ZM167 144H163L166 149V151L168 150L169 152H173L174 149L171 147L173 146L172 143H170V147L167 145ZM232 144V143H231ZM109 145V146H108ZM157 145V144H156ZM202 145V144H201ZM262 145H264V143H262ZM110 146H115L116 148H118V151L116 152V154L114 156H111V155H105L102 153V150H106V147H110ZM153 147V145H151ZM203 147L199 146V148H204V145H202ZM259 146V145H258ZM261 146V145H260ZM29 147V146H28ZM158 147L159 144H158ZM209 147V146H208ZM262 147V146H261ZM130 148H132L130 146ZM154 148V147H153ZM198 148V149H199ZM145 149V147H144ZM155 149V148H154ZM158 149V148H157ZM156 149V150H157ZM163 149V150H165ZM170 149H172L170 151ZM1 150V149H0ZM109 150V148H108ZM114 150V149H113ZM132 150V149H131ZM131 150H130V154L132 155V160L134 159V156L135 154H132L131 153ZM132 150V151H133ZM141 150V149H140ZM139 150V151H140ZM143 150V149H142ZM141 150V151H142ZM146 150V149H145ZM162 150V151H163ZM176 150V149H175ZM128 151V150H127ZM159 150L156 151V153L158 152ZM202 151V149H201ZM213 151V150H212ZM2 152L4 155L8 156L10 158V161H7L6 160V165L4 166L6 171H9V175L8 177H11V178H15V171L18 172V173H23L24 172V166L27 167L26 165H22V163L20 162H17V155L15 154H12V152L10 151H7L5 148L2 149ZM107 152V151H105ZM114 152V151H113ZM143 152V151H142ZM146 152H149V151H146ZM146 152H143V155H145L144 153ZM153 152V151H152ZM155 152V151H154ZM153 152V153H154ZM160 152V151H159ZM158 152V153H159ZM165 152V151H164ZM164 152H160L158 155H160V158L158 155L151 153V155L153 154L154 157L158 156L157 159L159 161V166H157V168H159V172L158 170L156 172L159 173V175H156V172H154V170H151V171H147V163H146V168H144V165L142 166L140 164L137 165L135 164V166L137 165V168L138 166L140 168H143L145 169L147 172H150L149 174L151 175L152 173L155 174V177H153V179L155 178L154 181H156L157 183L160 182L162 185H159L156 184L158 186V188H162L164 187L163 183L165 184L166 186V183H168V181H170V179L172 178V174L174 171H177L176 168L177 166L180 164H177V166H174V156L175 155V151L173 152L174 154H172V156L174 157H170V153L169 155L167 154L166 155V152L164 154ZM214 152V151H213ZM253 152V151H252ZM260 152V151H259ZM258 153V152H257ZM24 154V155H22ZM107 154V153H106ZM114 154V153H113ZM129 154V153H128ZM127 154L126 152V156L127 158H124V159H129L130 157H128L129 155ZM139 154L141 155L142 153L139 152ZM139 154H138V157H139ZM148 154V159H151L149 160L151 163V166L154 165V162L152 160H155L154 158L152 159V157L150 156V153H146ZM164 154V156H163ZM161 155L163 158H161ZM257 155V154H256ZM10 156H13V157H10ZM166 156V158H164ZM260 156V155H259ZM30 157V158H29ZM151 157V158H150ZM169 157V158H167ZM255 157V156H254ZM258 157V156H257ZM262 157V156H261ZM15 158V159H13ZM29 158V160H28ZM137 158V157H135ZM147 158V157H145ZM178 158V157H176ZM182 158V157H181ZM184 158V156H183ZM164 159V160H163ZM257 159V158H256ZM261 159V158H260ZM5 160V159H4ZM264 160V159H262ZM63 161V162H62ZM68 164H65V162ZM137 161V160H136ZM143 161V160H142ZM147 161V160H146ZM157 160H155L156 162ZM182 161V160H180ZM184 161V160H183ZM62 162V163H61ZM135 162V161H133ZM145 162V161H144ZM148 162V164L150 163ZM27 163V162H26ZM29 163V165L31 164ZM59 163H61L62 167L59 165ZM138 163V162H136ZM157 163V162H156ZM177 163V162H176ZM184 163V162H183ZM192 163V162H191ZM123 164V163H122ZM139 164V163H138ZM100 165V164H99ZM126 166L129 165L128 161L127 163L125 164ZM150 165V164H149ZM148 165V166H149ZM181 165V164H180ZM184 165V164H183ZM2 165H0L1 167ZM69 166V167H68ZM124 166V165H123ZM130 166V165H129ZM134 166V168H135ZM150 166V168H152ZM189 166V165H188ZM191 166V165H190ZM251 166V165H250ZM15 167V168H14ZM32 167V166H30ZM37 167V166H36ZM39 167V166H38ZM44 165L41 167L43 168ZM97 167L99 168V166L97 165ZM131 167V166H130ZM179 167V166H178ZM234 167V166H233ZM232 167V168H233ZM236 167V166H235ZM74 168V167H73ZM106 168V166H105ZM133 168V165L131 167V169ZM140 168L138 169L140 171ZM197 168V167H195ZM11 169V170H9ZM30 169V168H29ZM33 169V168H32ZM47 169V168H46ZM45 169V170H46ZM49 169V167H48ZM128 169V167H127ZM126 168L124 170H127ZM131 169H129L131 171ZM136 169V168H135ZM134 169V170H135ZM178 169V168H177ZM200 169V167H199ZM226 169V168H225ZM23 170V172H22ZM121 170V169H120ZM142 170V169H141ZM145 170H143L145 172ZM150 170V169H149ZM179 170V169H178ZM227 170V169H226ZM232 170V169H231ZM47 171V170H46ZM133 171V170H132ZM139 172V173H144V172ZM26 172V170H25ZM24 172V173H25ZM35 172V170H34ZM66 172L68 173L66 175ZM126 172V171H124ZM124 172H121V176H119V182H118V188L120 191L119 193V196H117V200H118V203L114 204V206L112 205V207H108L109 209L107 210L106 214L103 215L104 217V221H100L99 219V222L97 223V228L98 230L95 231V234L92 237L90 238H87L88 240L85 241V244L83 245H79V244H76L74 240H66L65 237H61L60 239H57V238H54L51 236L50 240H47V242H49L48 244L46 243L45 244V247L44 248H40V254L38 256V259L35 258V260H29V261H25L23 260V257L21 255V252L19 250H15L13 252V255L10 257V260L8 262V264H126L125 260H127L124 255L126 254V249H127V244H126V238L124 237L125 234H124V231H125V228L127 226L128 223H130V221H134V220H137L141 215V213H144L143 212L145 210V208L143 207L141 209V203L143 202L141 199H144V196L142 197V191H144L145 189V186H148V184H146V181H143V179L145 178L144 176H148V175H144L143 177H140V180L143 182H134L133 184H130L129 187L128 182L125 183L124 180ZM161 172V173H160ZM179 172V171H178ZM233 172V171H232ZM17 173V174H18ZM36 173V172H35ZM123 173V174H122ZM128 173V171L126 172ZM125 173V174H126ZM130 173V172H129ZM135 173H138V172H135ZM157 173V174H158ZM164 174V176H166L165 178H163L161 180V178L163 177L161 174ZM181 172H179L180 174ZM152 174V175H153ZM6 175V174H5ZM34 175V174H32ZM36 175V174H35ZM128 175V174H127ZM132 175V174H130ZM140 175V174H139ZM139 175L135 174L134 177H131L130 178H134V179H137L139 178ZM149 175V176H150ZM37 176V175H36ZM41 176V174H40ZM129 176V175H128ZM133 176V175H132ZM148 176V177H149ZM154 176V175H153ZM161 176V177H159ZM176 176V175H175ZM19 175L17 176V180L20 178H18ZM126 177V175H125ZM151 177V176H150ZM178 177V176H177ZM227 177V176H225ZM28 178V177H27ZM40 178V177H39ZM38 178V179H39ZM73 178V177H72ZM129 178V177H127ZM143 178V179H141ZM147 178V177H146ZM145 178V179H146ZM158 178L160 179L158 181ZM184 178V177H183ZM182 178V179H183ZM211 178V177H209ZM208 178V179H209ZM9 179V178H8ZM16 179V178H15ZM65 179V178H64ZM148 179V178H147ZM146 179V180H147ZM150 180H152L151 178H149ZM148 179V181H149ZM157 179V180H156ZM181 179V178H179ZM12 180V179H11ZM16 180V181H17ZM33 180V179H32ZM36 180V179H35ZM56 180V178L54 179ZM69 180V179H67ZM79 180V179H77ZM177 180V179H176ZM1 181H3V179L1 178ZM31 181V180H30ZM65 181V180H64ZM117 181V180H116ZM153 181V180H152ZM154 181H153V185L150 183L151 181H149V185L148 187L153 189L155 186H154ZM162 181V182H161ZM166 181V183H165ZM173 181V179H172ZM187 181V180H186ZM185 181V182H186ZM7 182V181H5ZM9 182V181H8ZM8 182L6 184H8ZM57 182V180L55 181V183ZM67 182V181H66ZM65 182V183H66ZM70 182V180L68 181ZM80 182V181H79ZM78 182V183H79ZM180 182V181H179ZM4 183V182H3ZM38 182H36L37 184ZM75 182H73L74 184ZM77 183V184H78ZM132 183V182H131ZM142 183V184H141ZM148 183V182H147ZM171 183V182H170ZM168 183V184H170ZM227 183V182H226ZM5 184V183H4ZM26 186H27V182L25 183ZM58 184H61V182L58 180L56 186L54 184L55 187H57ZM113 184V183H112ZM144 184V185H143ZM187 184V183H186ZM211 184V183H209ZM223 184V183H222ZM225 184V183H224ZM228 184V183H227ZM3 185V184H2ZM10 185V184H9ZM64 184H61V186L59 187L61 189H63V186ZM68 185V183H67ZM76 185V184H75ZM175 184H171V185H167V189L164 187L162 188L161 190L160 189H155L152 190V192L150 193H157L160 197H158V202L155 200V198L158 196L156 195V197H154L152 194H151V199H153V201L157 202H153L150 197H149V200L151 201V203H153L152 206V210H154L153 208H155V211L157 210V213L153 214L156 215L155 217H157L158 221L159 222H163V223H166L168 225H166V227H169V228H175V226L173 225V220H179L180 217L179 215L183 216L181 219H183V224L187 221V217L185 215H187L189 212V210L187 209V207H191V205L187 206V201L188 200H185V208L182 207V211L180 210V212H178V204L179 201L181 200L179 197L176 198L174 196V189H175ZM215 185V183H214ZM144 186V187H143ZM156 186V187H157ZM171 186V187H169ZM182 186V185H181ZM185 186V185H184ZM200 186V185H199ZM213 186V183L212 185ZM219 187V185H217ZM230 186V184H229ZM68 187V186H65V188ZM75 187V186H73ZM126 187L128 188V190L126 191ZM144 189H143V188ZM155 187V188H156ZM174 187V188H173ZM4 188V187H3ZM58 188V189H59ZM171 189V192H167V190H170ZM178 188V186H177ZM213 188V187H211ZM215 188V187H214ZM226 188V187H225ZM224 188V189H225ZM230 188V187H229ZM232 188V187H231ZM2 189V187H1ZM26 189V188H25ZM52 189V188H51ZM57 190V188H55ZM59 189V190H60ZM166 189V190H164ZM180 189V188H179ZM188 189V187H187ZM190 189V188H189ZM199 189V188H198ZM219 189L216 187V190ZM223 189V188H222ZM4 190V189H3ZM56 190L54 191L53 189V193L55 194ZM70 190V189H69ZM68 190V191H69ZM149 190V189H148ZM157 190H160L161 194L159 191ZM173 190V191H172ZM184 191H187L185 190V188L183 189ZM215 190V191H216ZM227 190V189H226ZM63 190H61L60 192H62ZM118 191V190H117ZM178 191V190H177ZM181 190V193L184 192ZM189 191V190H188ZM215 191H214V196H215ZM219 191V190H218ZM223 191V190H222ZM221 191V192H222ZM245 191V189H244ZM6 192V191H5ZM5 192H3V195L5 194ZM18 192V191H17ZM25 192V190H24ZM128 192V193H127ZM145 192V191H144ZM173 192V193H172ZM175 192H176V189H175ZM246 192V191H245ZM1 193V192H0ZM58 193V192H57ZM56 193V194H57ZM211 193V192H210ZM27 194V192H26ZM55 194V195H56ZM145 194V193H144ZM147 194V193H146ZM178 194V192H177ZM176 194V195H177ZM180 194V193H179ZM185 194V195H184ZM129 195V196H128ZM182 195V194H181ZM249 195V194H248ZM23 196V195H22ZM52 196V195H51ZM127 196L130 198H128L127 200ZM150 196V195H149ZM183 198L184 196H187V193L184 192L183 193ZM189 196V195H188ZM209 196V195H207ZM25 197V196H24ZM118 197H120V199H118ZM140 197H142L141 199H139ZM191 197V196H190ZM189 197V200L191 199ZM186 198V197H185ZM195 198V197H194ZM211 198V197H210ZM6 199V198H5ZM36 199V198H35ZM38 199V198H37ZM44 199V198H43ZM146 199V198H145ZM193 199V197H192ZM261 199V198H260ZM7 200V199H6ZM4 200V201H6ZM34 200V199H33ZM32 200V201H33ZM184 200V199H183ZM202 200V199H201ZM210 200V199H209ZM252 200V199H251ZM3 201V200H2ZM31 201V202H32ZM80 201V199H79ZM110 201V199H109ZM108 201V202H109ZM113 201V200H112ZM126 201L129 202L126 203ZM142 201V202H141ZM182 201V200H181ZM194 201V200H192ZM40 202V201H39ZM115 202V201H114ZM113 202V203H114ZM141 202V203H140ZM205 202V201H204ZM254 202V201H253ZM259 202V201H258ZM110 203V202H109ZM145 203V202H144ZM190 204L191 203H195V202H189ZM188 203V204H189ZM261 203H264V202H261ZM126 204H128L126 206ZM36 204H34V207H35ZM256 205V204H255ZM43 206V205H42ZM41 206V207H42ZM197 206V205H196ZM239 206V205H238ZM242 206V205H240ZM262 206V205H261ZM259 206V207H261ZM146 207V205H145ZM243 207V206H242ZM38 208V207H37ZM85 208V207H84ZM147 208V207H146ZM192 208V207H191ZM148 209V208H147ZM236 209V208H235ZM234 209V210H235ZM10 210V209H9ZM151 210V209H150ZM151 210V211H152ZM255 210V209H254ZM260 210V209H259ZM33 211V210H32ZM10 212V211H9ZM36 212V211H35ZM42 212V211H40ZM45 212V211H44ZM150 211H148L149 213ZM235 212V211H234ZM240 214H241V211H239ZM243 212V211H242ZM147 213V212H146ZM181 213V214H180ZM187 213V214H186ZM229 213V212H228ZM238 212H236L237 214ZM37 214V212H36ZM97 214V213H96ZM234 214V215H236ZM7 215V213H6ZM99 215V214H98ZM152 215V214H151ZM227 215V214H226ZM233 215V218H236V216ZM36 216V215H34ZM33 216V217H34ZM176 216H178L179 219H176ZM238 216H241V215H238ZM8 217V216H7ZM46 217V216H45ZM145 216H143L142 218H144ZM147 217V216H146ZM150 217V214L149 216ZM155 217H154V220L153 217L151 222H155ZM187 219H186V218ZM192 217V216H191ZM204 217V216H203ZM224 217V216H223ZM242 218H244V216H241ZM246 217V216H245ZM251 217V216H250ZM101 218V217H100ZM151 218V217H150ZM185 218V219H184ZM201 218V217H200ZM229 217L227 216V219ZM110 219V220H109ZM194 219V218H193ZM203 220H206L205 218H202ZM239 219L238 217L235 219L237 220ZM18 220V219H16ZM15 220V221H16ZM20 220V219H19ZM33 220V219H32ZM185 220V221H184ZM189 220V219H188ZM200 220V219H198ZM212 220V219H211ZM231 220V219H230ZM229 220V221H230ZM243 220H246V219H243ZM158 221L155 222V224H158ZM221 221V220H220ZM226 221V220H225ZM233 220H231L232 222ZM31 222V221H30ZM139 222H141L139 220ZM180 222V220L178 221ZM214 222V221H213ZM217 222V221H216ZM215 222V224H216ZM227 222V221H226ZM240 223L242 222L239 221ZM250 222V220H249ZM261 222V221H260ZM20 223V222H19ZM32 223V222H31ZM143 223V222H142ZM182 223V222H181ZM190 223V222H188ZM203 223V221H202ZM206 223V221H205ZM209 223V222H208ZM212 223V221L210 222V224ZM224 223V222H223ZM228 223V222H227ZM235 223V222H233ZM239 223V224H240ZM245 223V221H244ZM15 224V223H14ZM42 224V223H41ZM153 223H151V225H155ZM187 224V222H186ZM187 227H189V225H186ZM207 224V223H206ZM219 224V223H218ZM237 224V223H235ZM246 224V223H245ZM39 225V224H37ZM129 225V224H128ZM139 225V224H138ZM137 225V226H138ZM145 225V224H144ZM199 225V223H198ZM203 225V224H202ZM208 225V224H207ZM217 225V224H216ZM220 225V224H219ZM17 226V225H16ZM136 226V227H137ZM142 226V225H141ZM209 226V225H208ZM211 226V225H210ZM237 226V225H236ZM2 227V226H1ZM0 227V228H1ZM34 227V226H33ZM130 227V226H129ZM139 227V226H138ZM150 227V226H149ZM152 227H155V226H152ZM158 227V226H157ZM233 227V226H232ZM96 228V229H97ZM142 228V227H140ZM147 227H145V230H148L146 229ZM215 228V227H214ZM217 228H218V225H217ZM245 228V227H244ZM247 228V227H246ZM258 228V227H257ZM18 229V228H17ZM143 229V228H142ZM156 229V228H155ZM154 229V231H155ZM159 229V228H158ZM12 230V228H11ZM10 230V232H11ZM16 230V229H15ZM19 230V229H18ZM131 230V229H130ZM141 230V229H140ZM139 230V231H140ZM143 229L144 232H147L148 231H145ZM150 232L152 234V231L153 229L150 228ZM160 230V229H159ZM173 230V229H172ZM231 230V229H230ZM247 230V229H246ZM245 230V231H246ZM260 230V229H259ZM21 232V230H19ZM137 231V230H136ZM135 231V232H136ZM229 231V230H228ZM239 231V230H238ZM251 231V230H250ZM3 232V231H2ZM9 232V233H10ZM16 232V231H15ZM37 232V231H36ZM43 232V231H42ZM45 232V231H44ZM47 232V231H46ZM149 232V234H150ZM169 232V231H168ZM168 232H166V236L168 235ZM174 232V231H173ZM237 232V231H236ZM234 232V233H236ZM244 232V231H243ZM247 232V231H246ZM253 232V231H252ZM261 232V231H260ZM32 233V232H30ZM38 233V232H37ZM130 233V231H129ZM134 233V231H133ZM140 233V232H139ZM138 233V234H139ZM142 233V232H141ZM227 233V232H226ZM225 233V234H226ZM23 234H26L25 231H23ZM33 234V233H32ZM39 234V233H38ZM46 234V233H45ZM148 234V240H150V237H152L154 234H151L149 235ZM163 235V233H161ZM160 234V236H161ZM164 234H165V231H164ZM174 234V233H173ZM238 234V233H237ZM243 234V233H242ZM252 234V233H251ZM48 235V234H47ZM199 235V234H197ZM255 235V234H254ZM253 235V236H254ZM14 236V235H13ZM43 236V235H42ZM46 236V235H45ZM136 236V234H135ZM138 236V235H137ZM140 236V234H139ZM141 236H144L143 234ZM139 237L140 239L142 237ZM150 236V237H149ZM200 236V235H199ZM219 236V235H217ZM227 236V235H226ZM224 236V237H226ZM232 236V235H231ZM239 236V234H238ZM241 236V235H240ZM258 236V235H257ZM10 237V236H9ZM175 237V236H173ZM220 237V236H219ZM230 237V236H229ZM235 238L232 239V241L235 239L236 241L238 240L237 238H240V237H236L234 236ZM243 237V236H241ZM256 237V236H255ZM8 238V237H7ZM6 238V239H7ZM73 238V237H72ZM137 238V239H139ZM45 239V238H44ZM146 240V238H143ZM164 239V240H163ZM162 241L165 242V238H163ZM176 239H179V238H176ZM231 239V238H230ZM13 240V239H11ZM167 240V243H158L160 244L158 246L157 242V246L159 247V249H157V246H156V249L159 250L160 254H158V252L155 254L156 257H159V261L156 257H154L153 254H150V255H153V257L155 258V260H157L158 262H160V264H177V263H180V264H183L185 261H187V255L184 254V249L183 250H180V247L181 249L182 248H185L184 245L187 246V244H182L181 245V242L179 240H176L179 241L180 243V247L178 248V245H174L176 244V242L174 244H171L169 243V239H166ZM174 240V239H173ZM234 240V243L236 242ZM244 240V239H243ZM249 240V238H248ZM254 240V239H253ZM131 242V240H129ZM153 242V240H150ZM175 241V240H174ZM172 241V243L174 242ZM217 241V240H216ZM226 241V239H225ZM224 241V243H225ZM232 241H230L232 243ZM240 241V243L242 242V240H238ZM14 242V241H13ZM151 242V243H152ZM229 242V241H227ZM249 242V241H248ZM147 243V241H146ZM148 243H150L148 241ZM183 243V242H182ZM239 243V244H240ZM244 243V241H243ZM242 243V244H243ZM15 244V242L13 243ZM12 244V245H13ZM132 244H134L132 242ZM140 244V243H139ZM230 243H228L229 245ZM238 244V243H237ZM8 245V244H7ZM6 245V246H7ZM236 245V244H235ZM244 245V244H243ZM11 246V245H10ZM14 246V245H13ZM154 246V245H152ZM232 245H230L231 247ZM234 246V245H233ZM232 246V247H233ZM248 246V244H247ZM254 246V245H253ZM140 247V245H139ZM155 247V246H154ZM256 247V246H255ZM4 248V247H3ZM133 249V248H132ZM130 249V250H132ZM136 251L134 250L131 251V253L133 252V258L132 260H138L137 262L139 263V260H140V253H144L143 251H141L139 248H135ZM141 252H139V250ZM155 249V252L157 251ZM241 249V248H240ZM239 248L237 250H240ZM9 250V249H8ZM188 250V249H187ZM250 250V249H249ZM255 250V249H254ZM13 251V250H12ZM145 251V250H144ZM183 251V252H182ZM186 251V250H185ZM242 251V249H241ZM251 251V250H250ZM146 253H150V251H145ZM232 252V251H231ZM9 254V252H7ZM141 253V254H142ZM243 253V251H242ZM249 253V252H248ZM145 254V253H144ZM143 254V255H144ZM5 255V254H4ZM149 255V257H150ZM8 256V255H7ZM37 256V255H36ZM148 256V255H147ZM142 257V256H141ZM152 257V258H153ZM3 258V257H2ZM5 258V257H4ZM8 259V258H7ZM32 259V258H31ZM142 259V258H141ZM149 259V258H148ZM246 259V258H244ZM151 260V259H150ZM262 260V259H261ZM2 261V260H1ZM141 263L143 262V260H140ZM156 261V262H157ZM257 261V260H256ZM136 262V264H137ZM153 262V261H152ZM182 262V263H181ZM199 262V261H198ZM262 262V261H261ZM246 263V262H245ZM244 263V264H245ZM140 264V263H139ZM143 264V263H142ZM148 264V263H147ZM155 264V263H154Z\"/></svg>","mask_w":264,"mask_h":264}]
</instances>
